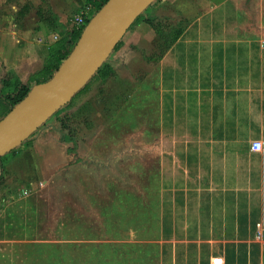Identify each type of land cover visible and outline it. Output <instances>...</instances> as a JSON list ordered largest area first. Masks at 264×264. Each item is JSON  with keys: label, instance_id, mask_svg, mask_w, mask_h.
Segmentation results:
<instances>
[{"label": "crops", "instance_id": "crops-1", "mask_svg": "<svg viewBox=\"0 0 264 264\" xmlns=\"http://www.w3.org/2000/svg\"><path fill=\"white\" fill-rule=\"evenodd\" d=\"M158 1L111 54L105 97L138 119L153 99L157 264H264V0ZM84 6L0 0V79L38 72Z\"/></svg>", "mask_w": 264, "mask_h": 264}, {"label": "rangeland", "instance_id": "rangeland-1", "mask_svg": "<svg viewBox=\"0 0 264 264\" xmlns=\"http://www.w3.org/2000/svg\"><path fill=\"white\" fill-rule=\"evenodd\" d=\"M112 77L99 74L77 102L93 104L102 91L91 127L67 121L75 142L62 141V109L0 158V264H157L153 99L141 103L147 116L127 117L120 103L112 115L105 104ZM109 118L114 142H105ZM63 153L66 166L58 164Z\"/></svg>", "mask_w": 264, "mask_h": 264}, {"label": "water", "instance_id": "water-1", "mask_svg": "<svg viewBox=\"0 0 264 264\" xmlns=\"http://www.w3.org/2000/svg\"><path fill=\"white\" fill-rule=\"evenodd\" d=\"M155 1L109 0L89 20L52 78L33 86L0 121V158L29 140L86 86L140 14Z\"/></svg>", "mask_w": 264, "mask_h": 264}, {"label": "trees", "instance_id": "trees-1", "mask_svg": "<svg viewBox=\"0 0 264 264\" xmlns=\"http://www.w3.org/2000/svg\"><path fill=\"white\" fill-rule=\"evenodd\" d=\"M108 1L109 0H85V6L90 7L88 18L85 19V25L88 24L91 17H93L94 14L97 13ZM148 9L149 7L145 10V12L140 14V16L132 24L130 29H132L143 19L144 15L148 12ZM148 20L151 21L152 27L157 31V33L164 36L165 31L163 30V23L161 24V21H159L158 19L152 20L149 18ZM53 29L60 32L59 25L54 26ZM83 29L84 27L79 30L73 28L72 31L65 30L64 32L59 33L61 39H59L49 47L42 68L38 72L30 75L24 84L18 86L17 84H20V82L18 78L13 75L5 76L0 80V121L6 117V115L13 108V106H15L24 99V97L28 94V92L33 86L45 83L52 78V76L56 73L60 65L71 54L73 48L75 47L77 41L79 40L82 34ZM121 43L122 41L118 43V45L114 49V52L120 47ZM108 60L102 64V66L90 79L86 86L82 88L78 93H76L72 100L64 108H62L65 109L68 113L64 116L65 125L63 129L62 140L64 143L75 142L72 138V135L69 133L70 128L66 127L67 121L75 120L77 123H79L78 125L80 126H92L91 116L95 112V107L88 100L80 105H78L77 102L79 101L81 96L88 92L90 86L98 80L99 74H103L104 77L114 75L115 70L107 65ZM10 86H12L13 89H10ZM1 87H3V90L5 87L12 91L6 93L4 90L3 92V90H1ZM101 92L102 91H100V93ZM12 152H14V150Z\"/></svg>", "mask_w": 264, "mask_h": 264}, {"label": "built area", "instance_id": "built-area-1", "mask_svg": "<svg viewBox=\"0 0 264 264\" xmlns=\"http://www.w3.org/2000/svg\"><path fill=\"white\" fill-rule=\"evenodd\" d=\"M90 7H83L77 14H75L71 19V25L74 29L79 30L85 27V19L88 18ZM56 39V37H55ZM264 144L259 142H253L250 146L252 152H260L263 149Z\"/></svg>", "mask_w": 264, "mask_h": 264}]
</instances>
